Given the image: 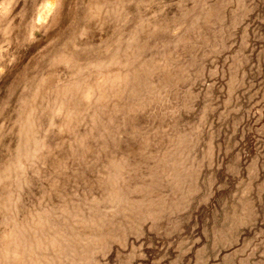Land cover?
<instances>
[{
  "label": "rangeland",
  "instance_id": "1",
  "mask_svg": "<svg viewBox=\"0 0 264 264\" xmlns=\"http://www.w3.org/2000/svg\"><path fill=\"white\" fill-rule=\"evenodd\" d=\"M0 264H264V0H0Z\"/></svg>",
  "mask_w": 264,
  "mask_h": 264
}]
</instances>
